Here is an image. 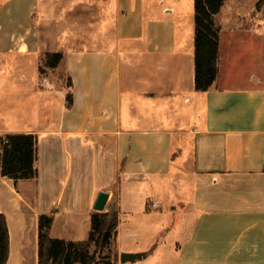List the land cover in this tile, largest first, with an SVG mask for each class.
<instances>
[{
  "label": "crops",
  "instance_id": "crops-1",
  "mask_svg": "<svg viewBox=\"0 0 264 264\" xmlns=\"http://www.w3.org/2000/svg\"><path fill=\"white\" fill-rule=\"evenodd\" d=\"M243 13L215 16L201 91L195 0H0V135L36 136L38 171L2 176L0 147L7 264H38L42 214L52 238L87 240L101 191L116 264H264V26L241 36ZM49 52L63 60L41 73Z\"/></svg>",
  "mask_w": 264,
  "mask_h": 264
},
{
  "label": "trees",
  "instance_id": "trees-1",
  "mask_svg": "<svg viewBox=\"0 0 264 264\" xmlns=\"http://www.w3.org/2000/svg\"><path fill=\"white\" fill-rule=\"evenodd\" d=\"M259 0L257 6L261 3ZM224 0H195V87L207 91L218 73L220 27L215 16L221 11ZM63 60L61 52H49L43 57L40 72L54 69ZM72 105V95L67 96ZM2 148L1 174L19 180L38 176L37 137L33 134L14 133L0 135ZM53 216L42 214L39 219L38 264H116L118 258L104 254L119 225L117 208L97 211L92 215V230L84 241H67L50 236ZM94 244L95 249L91 250ZM10 254V233L7 218L0 211V264H7Z\"/></svg>",
  "mask_w": 264,
  "mask_h": 264
},
{
  "label": "rangeland",
  "instance_id": "rangeland-1",
  "mask_svg": "<svg viewBox=\"0 0 264 264\" xmlns=\"http://www.w3.org/2000/svg\"><path fill=\"white\" fill-rule=\"evenodd\" d=\"M240 3H242V6L245 10V22L246 25L241 30V36L245 37H255L256 39H261L259 37L260 32L258 28H261L264 26V0L261 1L259 6H257V3L259 0H238ZM247 21L249 24L247 25ZM255 34V36H254ZM261 42V41H260ZM261 46L263 47V43H261ZM261 46H257L259 48H262ZM245 70L247 68H244ZM65 80H67L65 78ZM107 205V211L110 209V205ZM104 254H108L114 258V256L111 254V252L108 251V249L104 250Z\"/></svg>",
  "mask_w": 264,
  "mask_h": 264
},
{
  "label": "water",
  "instance_id": "water-1",
  "mask_svg": "<svg viewBox=\"0 0 264 264\" xmlns=\"http://www.w3.org/2000/svg\"><path fill=\"white\" fill-rule=\"evenodd\" d=\"M109 192L107 191H101L98 194V197L96 199L94 209L96 211H104L107 208L108 202H109ZM111 209H115V205L111 207ZM143 254H132V253H122L121 254V262H129V261H135L138 258H141Z\"/></svg>",
  "mask_w": 264,
  "mask_h": 264
},
{
  "label": "built area",
  "instance_id": "built-area-1",
  "mask_svg": "<svg viewBox=\"0 0 264 264\" xmlns=\"http://www.w3.org/2000/svg\"><path fill=\"white\" fill-rule=\"evenodd\" d=\"M158 204L156 202H151V208H157Z\"/></svg>",
  "mask_w": 264,
  "mask_h": 264
}]
</instances>
